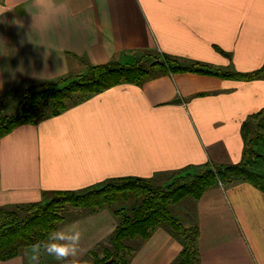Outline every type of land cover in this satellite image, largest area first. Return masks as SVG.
<instances>
[{"label": "crops", "instance_id": "1", "mask_svg": "<svg viewBox=\"0 0 264 264\" xmlns=\"http://www.w3.org/2000/svg\"><path fill=\"white\" fill-rule=\"evenodd\" d=\"M249 73L264 63V0H0V101L23 88L145 52ZM264 107V80L197 73L114 86L0 139V207L112 178L237 164L242 123ZM80 261L113 233L108 209L66 212ZM199 264H264V191L215 186L194 205ZM181 245L153 231L130 264H173ZM30 251V250H28ZM0 264H31L30 253Z\"/></svg>", "mask_w": 264, "mask_h": 264}, {"label": "trees", "instance_id": "2", "mask_svg": "<svg viewBox=\"0 0 264 264\" xmlns=\"http://www.w3.org/2000/svg\"><path fill=\"white\" fill-rule=\"evenodd\" d=\"M140 56L147 59L156 56L157 59L151 64L140 59L132 64L110 61L88 66L81 74L29 85L22 89L26 93H21L12 116L3 114L5 101H0V139L21 125L58 116L114 86L141 87L159 75L197 73L240 81L264 80V63L249 73L219 72L198 62L181 60L187 63L182 65L180 60L154 51ZM240 136L243 149L237 164L190 166L176 172L156 173L151 178H112L79 191H45L41 200L33 204L0 207V259L18 257L24 248L46 241L49 232L73 219L66 214L59 215L64 205H71L84 213L108 209L116 218L113 233L89 254L92 256L94 251L108 244L109 257L89 264H130L132 254L157 229L165 231L181 245L173 264H199L194 205L203 193L219 184L233 183H248L264 191V107L242 123ZM187 198L192 200L187 201L192 217L185 216L191 228L186 227L183 214L178 218L171 213V206ZM123 199L131 202L129 208L109 209L111 203ZM128 241H134L132 246H125Z\"/></svg>", "mask_w": 264, "mask_h": 264}, {"label": "rangeland", "instance_id": "3", "mask_svg": "<svg viewBox=\"0 0 264 264\" xmlns=\"http://www.w3.org/2000/svg\"><path fill=\"white\" fill-rule=\"evenodd\" d=\"M139 59L143 63L151 64L157 59V57L156 56H151V57H149L147 59L144 56H140V54H138V56L136 58H133V60H134L133 62H136ZM180 64L185 65L187 63L180 62ZM26 90H24V91H26ZM21 93L24 95L26 92L23 93V90L19 91L12 98H10L8 101H5V104L2 107V112H3L4 115L12 116V115L15 114L16 107L18 106V103H19V101H20V99L22 97ZM187 201H192V200L190 198H187L186 200H184V202H181V203H179L177 205L171 206V213H172V217H178V218H180L181 214H183L184 215L183 219L186 220L185 221L186 227L187 228H191L190 227V223L185 218V216L192 217L191 210L190 211L187 210L188 209L187 208V206H188ZM188 203H190V202H188ZM130 205H131L130 201H125L123 199V200H119L118 202L111 203L110 206H109V209H113V210H117V209H120V208L127 209V208L130 207ZM81 210L82 209L74 208L71 205H64L63 208H62V211L59 213V215L61 216V215H64L66 212H71V211L79 212ZM133 243H134V241L133 242L128 241V242L125 243V246H129L130 247V246H132ZM30 249H31V247L30 248H24L22 250L21 254L23 256H27V254L23 253V252L28 251ZM110 251L111 250H110L109 245L108 244H104L102 247H100L99 249L94 251L92 256H89V257H87L86 260H83V262H81V264H89V263H91L93 261H97V260H102V259L108 258L109 257L108 253H110ZM28 252L30 253V251H28ZM127 253H125V254H127ZM35 264H63V262H57L53 257L42 253L40 255V257H39V260L37 262H35Z\"/></svg>", "mask_w": 264, "mask_h": 264}, {"label": "clouds", "instance_id": "4", "mask_svg": "<svg viewBox=\"0 0 264 264\" xmlns=\"http://www.w3.org/2000/svg\"><path fill=\"white\" fill-rule=\"evenodd\" d=\"M81 237L82 232L75 223L57 228L48 233L46 241L31 246L29 260L35 264L43 253L63 264H81Z\"/></svg>", "mask_w": 264, "mask_h": 264}, {"label": "built area", "instance_id": "5", "mask_svg": "<svg viewBox=\"0 0 264 264\" xmlns=\"http://www.w3.org/2000/svg\"><path fill=\"white\" fill-rule=\"evenodd\" d=\"M220 186H222L221 184H219Z\"/></svg>", "mask_w": 264, "mask_h": 264}]
</instances>
